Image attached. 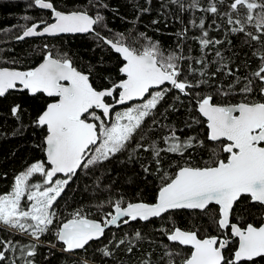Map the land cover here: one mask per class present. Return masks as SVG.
<instances>
[{
    "label": "snow or ice",
    "instance_id": "6c2138e0",
    "mask_svg": "<svg viewBox=\"0 0 264 264\" xmlns=\"http://www.w3.org/2000/svg\"><path fill=\"white\" fill-rule=\"evenodd\" d=\"M151 2L148 0L149 4ZM169 3L177 5L180 11L186 10L182 0H169ZM218 3L223 4L224 0H213L204 11L220 14ZM67 5L71 7L64 11L58 10L53 0H32L30 7L51 10L53 22L41 18L25 27L16 39L91 33L98 46L102 43L119 54V79L107 77L108 85L97 88L92 80L94 65L87 71H81L67 52L54 54L48 50L47 44L44 45L42 62L35 67L21 70L0 66V98L18 92L32 98L44 96L49 100L29 125L43 130L41 143L37 146L45 153L46 160L34 162L15 175L11 190L0 194V232L9 236L5 239L0 235V264H16L18 258H23V264H34L29 258L35 256L41 236L48 233L62 242V251L73 252L86 249L91 241L100 240L110 225L119 227L118 221L124 225L137 220L148 222L177 210H199L208 217V227L214 228L216 234L195 225L194 229L173 226L164 231L167 240L179 249L168 253L167 264H176L178 256L181 257L179 264H264V218L256 222L254 215V209L264 212V0H231L227 5L229 11L222 14L227 17L229 25H237L230 30L233 34L243 33L247 37L244 43L255 41L260 45L252 53L260 63L250 74L251 78L245 77V82L241 83V79L236 77L227 90L216 88V94L224 97L242 95L241 101L217 103L212 94L195 92L196 110L206 120V140L216 142V147L210 150L211 161L199 166L194 165L191 159H184L183 165H177L173 172L163 171L160 175L162 186L154 203L125 202L123 197L115 201L109 199L107 203L114 208V214L109 211L105 216L110 219L101 220L87 218L83 208L72 211L71 218L62 219L58 212V199L65 187L78 170H90L109 161L129 150L133 143L135 148L129 159L138 149L151 151L157 172H161V152L179 154L183 159L190 149L207 147L206 142L197 136L182 140L174 127L170 128L169 135L163 137L164 148L158 147L156 141L148 147L139 141L152 130L150 125L159 123L158 114L163 116L168 109L175 110L169 104L164 112H159L158 106H162L169 93L177 90L188 96L201 84H208V80L193 84L184 75L180 61L190 57L182 54L180 44H177L179 51L166 55L159 42L143 32L139 38L147 43L140 47L125 43L123 34H117L119 38L116 39L106 38L94 27L106 28L104 17L99 12L92 16L88 11L89 5L96 6V0L85 3L66 0ZM101 6L107 7L106 4ZM161 7L167 5L162 3ZM190 7H199V0H191ZM140 11L148 12L150 9L142 8ZM24 19L30 21L33 18L26 16ZM152 23L157 24L158 21L153 20ZM191 23L202 30L198 37L202 52L209 45L224 43L209 38L203 18L198 25L194 20ZM248 25L255 32L246 31ZM186 32L184 29L175 35L186 38ZM216 56L223 59L219 51ZM0 62L18 63L16 60ZM196 63L203 64L204 60L198 59ZM225 67L227 65H222L221 69ZM193 71L189 65L188 72ZM225 75L234 74L228 71ZM237 85H240L238 89ZM174 99L179 100L180 96ZM135 101L139 103L128 106ZM117 105L123 106L122 110H116ZM9 112L17 121H22L27 114L19 102L11 104ZM204 122L199 119L192 121L193 124ZM221 152L227 155L220 158ZM144 171L150 173L149 167H144ZM35 174H39L40 183H30ZM57 174H63L65 178L54 179ZM103 206L101 204L98 208ZM238 214L240 219L252 217V222H233ZM14 235L29 237L31 242L13 240L11 237ZM136 237L140 238L139 231ZM124 243L121 239L115 246ZM49 245L56 247L55 243L49 242ZM132 250V247L127 249L128 252ZM99 251L104 257L112 255L107 245ZM16 252H19V257L11 258L9 254ZM79 264H89V261L81 259ZM143 264L149 262L144 261Z\"/></svg>",
    "mask_w": 264,
    "mask_h": 264
},
{
    "label": "trees",
    "instance_id": "16d2710c",
    "mask_svg": "<svg viewBox=\"0 0 264 264\" xmlns=\"http://www.w3.org/2000/svg\"><path fill=\"white\" fill-rule=\"evenodd\" d=\"M85 2L87 0H81V3ZM182 2L185 11H180L179 7L169 3V0H152L151 4L148 0H96V6L89 5L88 11L92 16L99 12L104 17L103 23L107 27H95L106 38L116 39L119 38L117 34H123L125 43L140 47L147 43L143 38H139V34L143 32L153 41H158L166 55L174 50L179 51L177 44H180L183 49L182 54L190 57L180 61L184 75L193 84L208 80V84H201L188 96L177 90L169 93L162 106H158L159 112H164L169 104H172L175 110L168 109L163 116L158 114L159 123L150 125L152 130L148 131L145 139L139 142L148 147L156 141L158 147L164 148L166 145L163 137L169 135L170 128L174 127L182 140L188 136H197L199 140L206 142L207 147L196 146L186 152L183 159L179 154L161 152V172H157L151 151L138 149L134 152L133 158L129 159V154L135 148L133 143L129 150L117 154L109 161L93 166L90 170H78L77 175L72 178L61 198L58 199V212L62 219L71 218L70 213L79 208L85 209L84 214L87 218L104 219L107 212H113L112 205L107 203L109 199L115 201L123 197L125 202L154 203L158 189L162 186L160 175L163 171L173 172L177 165H183L184 159H191L194 165L199 166H204L205 161H211L210 150L216 147V142L206 140L208 133L206 120L196 110L195 92L212 94L217 103L240 102L242 95L224 97L216 94V88L219 86L227 90L236 77L241 79V83L245 82V77L251 78L250 74L257 70L260 63L252 53L260 45L255 41L246 44L244 41L247 37L243 33L233 34L230 31L237 25H229L227 17L222 14L229 11L227 5L231 0H224L223 4L218 3L220 14L216 15L204 11L213 0H199L197 8L190 7L191 0H182ZM53 3L58 10L67 11L71 7V5L66 6V0H53ZM162 3L167 7L162 8ZM30 4L32 0H0V50H2L0 61H18L15 64L0 62V66L21 70L35 67L42 61L45 53L44 45L47 44L48 50L54 54L67 52L81 71H87L89 66L94 65L92 80L97 88L108 85L107 77L113 80L119 79L120 57L109 46L102 43L98 46L91 33L17 40L16 37L33 22L41 18L52 22L51 11L30 7ZM104 4L107 7L101 6ZM142 8H149L150 11L141 12ZM26 16L33 19L25 20ZM201 18L204 19L209 38L224 41L222 44L209 45L203 52L198 39L202 35V30L191 23L194 20L198 25ZM240 18L243 19V16L241 15ZM153 20L158 23L153 24ZM184 29H187L186 38H178L175 33ZM246 31L255 32V29L248 25ZM217 51L222 54L223 59L216 56ZM198 59L204 60V63H196ZM189 65L194 69L191 73L188 72ZM222 65L227 67L221 69ZM217 69L221 71L218 72ZM228 71L234 75H225ZM213 73L216 75L213 76ZM236 87L238 89L240 85ZM177 95L180 96L179 100L174 99ZM17 102L22 103L27 112L22 121L14 119L9 112L10 105ZM47 102L49 100L44 96L32 98L18 92L12 93L7 98H0V194L11 190L15 175L25 171L34 162L45 160V153L37 146L41 143L43 130L29 125ZM119 109L122 107L116 108ZM193 119L205 122L193 124ZM189 124L192 126L188 127ZM226 155L221 152L220 158ZM144 167H149L150 173H146ZM40 182L39 174L30 178V183ZM101 204L104 205L103 208H98ZM261 214L262 212L254 209L256 222L261 219ZM245 220L252 222V217L245 216L244 219H240L238 214L234 222L243 224ZM208 223V217L198 210H177L148 222L137 220L127 225L110 227L102 239L92 241L86 249L73 253L62 251V243L56 240L53 234L48 233L41 236V243L37 244L35 256L29 259H32L34 264H79L81 259H87L89 264H143L144 261H148L149 264H167L168 253H174L179 249L167 240L164 231L173 226L194 229L195 225L202 226L208 233L215 235V229L208 227ZM137 231L140 232V238L136 237ZM0 235L5 239L9 238L6 233L0 232ZM11 238L22 243L31 242L30 238L25 236L14 235ZM121 239L125 243L116 247ZM49 242L55 243L56 247H50ZM105 245L112 251L109 257H104L99 251ZM129 247H132V252L127 251ZM184 252L187 253V249H184ZM9 255L11 258H17L20 254L16 252ZM180 259L181 257H176V264H179ZM16 264H23V258H18Z\"/></svg>",
    "mask_w": 264,
    "mask_h": 264
},
{
    "label": "water",
    "instance_id": "95a60500",
    "mask_svg": "<svg viewBox=\"0 0 264 264\" xmlns=\"http://www.w3.org/2000/svg\"><path fill=\"white\" fill-rule=\"evenodd\" d=\"M44 10V9H43ZM47 11H51V10H47ZM52 22H53V20H52ZM42 27V26H41ZM95 27V26H94ZM39 30V29H38ZM63 35H72V34H61V35H59V36H63ZM76 35H84V34H76ZM59 36H55V37H59ZM36 37H40V36H36ZM36 37H27V38H25V39H29V38H36ZM43 37H49V38H54V37H52V36H43ZM118 56H119V54H117ZM120 57V56H119ZM42 62V61H41ZM12 68H14V67H12ZM165 86H168V85H165ZM135 102H139V101H135ZM131 103H134V102H130V104ZM119 107H122V106H119V105H117L116 106V108H119ZM205 119V118H204ZM45 160H46V156H45ZM57 176H63V174H57ZM55 178V177H54ZM199 211V210H198ZM113 212H114V208H113ZM263 218H264V214H263ZM90 219H92V218H90ZM126 219V218H125ZM152 219H155V218H152ZM151 219V220H152ZM119 222L120 221H118V225L120 226V224H119ZM130 222H132V221H130ZM142 222H145V221H142ZM121 224H123V223H121ZM110 227H117V226H115V225H110L108 228H106V230H105V232L110 228ZM100 239H102V237L100 238ZM98 241V240H97ZM92 242V241H91ZM62 243V242H61ZM173 243V242H172ZM77 251H80V250H75V251H73V252H77ZM73 252H66V253H73Z\"/></svg>",
    "mask_w": 264,
    "mask_h": 264
},
{
    "label": "rangeland",
    "instance_id": "374dc122",
    "mask_svg": "<svg viewBox=\"0 0 264 264\" xmlns=\"http://www.w3.org/2000/svg\"><path fill=\"white\" fill-rule=\"evenodd\" d=\"M134 103H139V102H134ZM131 104H133V103H131ZM131 104H129L128 106H131ZM119 110H122V109H119ZM118 110V111H119ZM57 178H59V179H64L65 177H59V176H57V177H55L54 179H57ZM113 214H114V212H113ZM105 218H107V219H110V217H105Z\"/></svg>",
    "mask_w": 264,
    "mask_h": 264
},
{
    "label": "flooded vegetation",
    "instance_id": "af4514ba",
    "mask_svg": "<svg viewBox=\"0 0 264 264\" xmlns=\"http://www.w3.org/2000/svg\"><path fill=\"white\" fill-rule=\"evenodd\" d=\"M122 107H123V106H122ZM263 214H264V212H262V214H261V218H263ZM233 222H234V221H233ZM121 223H122V222L120 221L119 224H120V225H123V224H121Z\"/></svg>",
    "mask_w": 264,
    "mask_h": 264
}]
</instances>
